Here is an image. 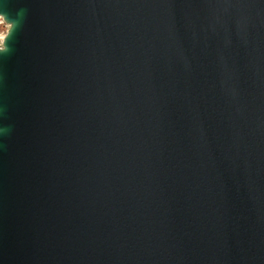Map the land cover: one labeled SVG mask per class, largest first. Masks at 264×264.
Wrapping results in <instances>:
<instances>
[{"label":"water","instance_id":"water-1","mask_svg":"<svg viewBox=\"0 0 264 264\" xmlns=\"http://www.w3.org/2000/svg\"><path fill=\"white\" fill-rule=\"evenodd\" d=\"M0 10V264H264V0Z\"/></svg>","mask_w":264,"mask_h":264},{"label":"clouds","instance_id":"clouds-1","mask_svg":"<svg viewBox=\"0 0 264 264\" xmlns=\"http://www.w3.org/2000/svg\"><path fill=\"white\" fill-rule=\"evenodd\" d=\"M0 13H3L4 17L12 21V28L11 33L8 37L7 44L3 46H0V53H7L9 51V40L14 36V33L19 28V21L8 11L6 10H0ZM9 129L6 126H0V134L6 135L8 133Z\"/></svg>","mask_w":264,"mask_h":264},{"label":"rangeland","instance_id":"rangeland-1","mask_svg":"<svg viewBox=\"0 0 264 264\" xmlns=\"http://www.w3.org/2000/svg\"><path fill=\"white\" fill-rule=\"evenodd\" d=\"M7 26L8 25H6V26H4V25H1L0 24V36H4V34H5V31H6V29H7Z\"/></svg>","mask_w":264,"mask_h":264},{"label":"snow or ice","instance_id":"snow-or-ice-1","mask_svg":"<svg viewBox=\"0 0 264 264\" xmlns=\"http://www.w3.org/2000/svg\"><path fill=\"white\" fill-rule=\"evenodd\" d=\"M4 18L3 17H0V20H3ZM0 46H3V37L0 36Z\"/></svg>","mask_w":264,"mask_h":264},{"label":"built area","instance_id":"built-area-1","mask_svg":"<svg viewBox=\"0 0 264 264\" xmlns=\"http://www.w3.org/2000/svg\"><path fill=\"white\" fill-rule=\"evenodd\" d=\"M0 17H1V16H0ZM0 24H1V25H4V26L8 25L4 20H0Z\"/></svg>","mask_w":264,"mask_h":264}]
</instances>
